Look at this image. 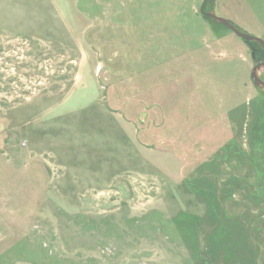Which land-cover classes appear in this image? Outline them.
I'll return each mask as SVG.
<instances>
[{"label":"rangeland","instance_id":"374dc122","mask_svg":"<svg viewBox=\"0 0 264 264\" xmlns=\"http://www.w3.org/2000/svg\"><path fill=\"white\" fill-rule=\"evenodd\" d=\"M204 1L0 0V264H264V93Z\"/></svg>","mask_w":264,"mask_h":264},{"label":"water","instance_id":"95a60500","mask_svg":"<svg viewBox=\"0 0 264 264\" xmlns=\"http://www.w3.org/2000/svg\"><path fill=\"white\" fill-rule=\"evenodd\" d=\"M207 2H212L213 7L209 12L204 11V6ZM201 14L203 17L208 18L214 21L217 24L225 26L227 29L233 31L239 38H241L245 43L250 45L252 42H256L262 45L264 48V40L259 37L252 36L248 33L241 31L238 27H236L229 20L220 17L216 14L214 10V1L213 0H205L201 7ZM252 58L255 61V66L251 70V79L256 87H258L264 93V80L262 79V73L264 72V62H257L255 52L252 51Z\"/></svg>","mask_w":264,"mask_h":264},{"label":"flooded vegetation","instance_id":"af4514ba","mask_svg":"<svg viewBox=\"0 0 264 264\" xmlns=\"http://www.w3.org/2000/svg\"><path fill=\"white\" fill-rule=\"evenodd\" d=\"M203 5V4H202ZM207 5H210V9L206 10ZM213 7L212 2H207L206 5L204 6V11L205 12H209ZM249 47L251 48V52L254 51L255 52V56L257 59V62H264V48L262 47L261 44L256 43V42H252Z\"/></svg>","mask_w":264,"mask_h":264},{"label":"trees","instance_id":"16d2710c","mask_svg":"<svg viewBox=\"0 0 264 264\" xmlns=\"http://www.w3.org/2000/svg\"><path fill=\"white\" fill-rule=\"evenodd\" d=\"M201 15H202V14H201ZM204 18H205V17H204ZM205 19H207L208 21H210V22L216 24L217 26H220V27H223L224 29H227L225 26L220 25V24H217V23H215L214 21H212V20H210V19H208V18H205Z\"/></svg>","mask_w":264,"mask_h":264}]
</instances>
